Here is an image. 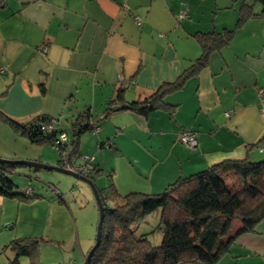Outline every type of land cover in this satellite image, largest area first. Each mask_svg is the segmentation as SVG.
Wrapping results in <instances>:
<instances>
[{
	"label": "crops",
	"instance_id": "crops-1",
	"mask_svg": "<svg viewBox=\"0 0 264 264\" xmlns=\"http://www.w3.org/2000/svg\"><path fill=\"white\" fill-rule=\"evenodd\" d=\"M243 4L255 15L238 27ZM224 30L235 31L230 45L213 53L198 75L179 81L201 55L193 35ZM0 68V112L19 122L45 115L62 123L86 110L103 116L120 89L129 104L181 82L164 97L163 109L145 117L113 112L81 137L72 161L85 159L92 172L100 171L90 176L98 191L113 185L120 196L160 194L213 165L264 155V7L258 0H6ZM7 127L0 124V133L20 150L0 151V158L60 166L59 153L44 154L54 147L33 145ZM187 130L196 134L195 149L179 141ZM41 171L26 175L24 190L32 189L33 200L0 196V247L18 239L56 242L40 245L44 264L63 257L59 240L74 213L62 198L44 194ZM104 175L106 185L97 180ZM47 187L61 195L53 183ZM75 187L89 191L76 184L71 192ZM257 232L238 238L219 264H264V221Z\"/></svg>",
	"mask_w": 264,
	"mask_h": 264
},
{
	"label": "trees",
	"instance_id": "trees-1",
	"mask_svg": "<svg viewBox=\"0 0 264 264\" xmlns=\"http://www.w3.org/2000/svg\"><path fill=\"white\" fill-rule=\"evenodd\" d=\"M258 1L264 7V0ZM5 4L6 0H0V7ZM254 15L251 7L243 4L237 26ZM234 34V30L194 34L201 55L183 71L179 81L184 82L206 69L211 55L230 45ZM179 81L163 85L143 102L129 104L125 103L120 89L117 98L107 102L103 116L83 111L67 119L68 130L63 128L59 118L45 115L19 122L0 112V123L33 145L56 148L60 157L70 147L66 158L75 164L72 157L79 154L84 134L95 133L99 124L113 112L129 110L145 117L163 109L166 106L164 97L181 88ZM53 122L54 128L48 132L47 126ZM64 133L69 143L57 145L56 141ZM60 160L61 166L62 158ZM8 161L0 162V196L23 202L36 198L34 192L19 191L13 176L18 168L24 167ZM94 173L100 171L91 170V174ZM98 194L104 207V220L100 245L89 264H219L238 238L257 234L264 221V160H227L179 178L160 194L120 196L113 185L99 190ZM158 211H161L162 242L153 246L149 237L135 234L134 226ZM44 241L55 243L37 238L18 239L3 248L0 255L11 250L15 258L9 260V264H21L22 257L30 258L32 264H43L39 261V249Z\"/></svg>",
	"mask_w": 264,
	"mask_h": 264
},
{
	"label": "rangeland",
	"instance_id": "rangeland-1",
	"mask_svg": "<svg viewBox=\"0 0 264 264\" xmlns=\"http://www.w3.org/2000/svg\"><path fill=\"white\" fill-rule=\"evenodd\" d=\"M2 124V123H0ZM63 128L66 130L69 129V125L66 120L62 121ZM2 126H7L3 125ZM8 128V127H7ZM6 132L0 133V137L3 138V143H0V151L4 154H9L20 150L19 145H15L14 143L9 142V144L4 140ZM25 139V138H24ZM27 140V139H25ZM15 148L17 150L11 151L9 149ZM52 151L54 153H52ZM57 152L55 148L45 149L44 154L49 157L54 156ZM93 155V153H91ZM59 156V155H58ZM52 159V158H45ZM264 160V155L257 158L254 161H262ZM87 162L85 159L81 162V164H85ZM49 165V164H47ZM36 170L34 168H18L16 170V174L13 176L14 181L17 183L21 190L26 189V185L30 184V179L27 178L26 175L30 173L34 174ZM44 179H41L45 185H43L44 194L53 195L62 198L64 203L68 204L71 207L74 215H71V223L72 226L65 230V236L61 237L59 241L61 243L64 241V244H61L63 249V257L59 260H46L44 264H84L86 260V256L92 247L95 244L96 234H97V226L99 223V210L97 206V202L95 199V195L93 190L87 186V184L83 182H79L72 177L59 174V173H46V171L39 172ZM35 175V174H34ZM31 176V177H34ZM57 178H61V181L58 182ZM98 176V175H96ZM52 177V179L50 178ZM50 178V179H49ZM33 179V178H32ZM101 180V183H105V175L102 177H97V180ZM49 183H53L58 187L60 191L59 194L52 192L48 186ZM78 184L79 186H83L87 188L89 191L86 194H81L80 190L75 187V192H71L72 186ZM104 185V186H105ZM26 186V187H25ZM37 186V183H36ZM48 191V193H47ZM62 203V202H60ZM66 205V206H68ZM65 206V205H64ZM161 211H158L152 215H148L145 217L143 221H141L135 227V234L137 236L145 235L149 237L153 246H159L162 242V233L159 229L160 224V216ZM77 222V229L74 225ZM69 234V235H68ZM65 239V240H63ZM56 243V242H55ZM15 258V254L11 250H6L2 255H0V264H9V260H13ZM21 264H32L30 258L22 257L20 258Z\"/></svg>",
	"mask_w": 264,
	"mask_h": 264
},
{
	"label": "water",
	"instance_id": "water-1",
	"mask_svg": "<svg viewBox=\"0 0 264 264\" xmlns=\"http://www.w3.org/2000/svg\"><path fill=\"white\" fill-rule=\"evenodd\" d=\"M0 162H10V161L3 160L2 158H0ZM15 164L19 165L20 167H24V168H34L35 170H44V171H48V172H56V173L66 175V176L74 178L75 180H77L79 182H83V183L87 184L93 190L94 195H95V199L97 202L98 210H99V223L97 226V234H96L95 244L92 247V249L89 251V253L86 257L85 263H84V264H89L94 252L96 251V249L100 245L102 223L104 220V207L101 203V200H100V197L98 194V190L94 184V181L88 177H84L82 175H79V174L73 172L72 170L62 168L61 166L47 165V164H42V163L32 162V161H26V160L15 161Z\"/></svg>",
	"mask_w": 264,
	"mask_h": 264
},
{
	"label": "built area",
	"instance_id": "built-area-1",
	"mask_svg": "<svg viewBox=\"0 0 264 264\" xmlns=\"http://www.w3.org/2000/svg\"><path fill=\"white\" fill-rule=\"evenodd\" d=\"M137 23H138V25H141L140 18H137ZM160 36H162V35H160ZM3 71H4V69L0 68V72H3ZM260 100H261L262 104H264V89H262L260 91ZM54 124L55 123L53 122L47 126L48 132H51L53 130ZM179 141L190 149H195L198 146V140L196 138V134H195V132H193L191 130L181 132L179 135ZM65 143H69V138H68L67 134L64 133V134L60 135L59 139L56 141V144L60 145V144H65ZM261 151H263V150H261ZM61 167L65 168V169L72 170L73 172H75L79 175H82L84 177H89L91 174V169L88 168L87 166L70 163L68 161V159L66 158V153L64 151L62 152ZM27 192H31V191L28 190ZM1 252H2V248L0 247V254H1Z\"/></svg>",
	"mask_w": 264,
	"mask_h": 264
}]
</instances>
